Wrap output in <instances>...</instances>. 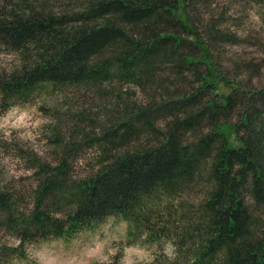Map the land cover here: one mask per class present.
<instances>
[{
	"label": "trees",
	"instance_id": "1",
	"mask_svg": "<svg viewBox=\"0 0 264 264\" xmlns=\"http://www.w3.org/2000/svg\"><path fill=\"white\" fill-rule=\"evenodd\" d=\"M193 1L205 0H183V22L175 0H0V46L17 56L0 70L1 111L66 86L101 94L157 78L180 83L186 70L195 83L144 102L116 98L97 129L78 123L53 135L54 161L28 157L31 203L22 208L0 187V227L17 239L0 246V264L8 253L24 259L26 244L69 239L108 217L127 223L130 244H170L173 256L161 264H264V85L217 92L224 81L210 47L225 33L211 21L204 41ZM226 126L239 146H229ZM93 146L97 167L73 175L72 160ZM195 186L201 198L184 201Z\"/></svg>",
	"mask_w": 264,
	"mask_h": 264
},
{
	"label": "rangeland",
	"instance_id": "2",
	"mask_svg": "<svg viewBox=\"0 0 264 264\" xmlns=\"http://www.w3.org/2000/svg\"><path fill=\"white\" fill-rule=\"evenodd\" d=\"M175 16L185 22L183 0H175ZM189 15L204 41H208L206 24L213 21L217 30L225 33L224 38L211 42L210 56L214 66L226 83L217 85L218 93H227L231 87L253 88L264 85V0H205L193 1ZM174 29V28H172ZM171 29V30H172ZM178 34L191 37L183 29ZM191 43V42H190ZM190 46V47H189ZM187 52L198 56L191 44ZM17 56L0 46V70L17 65ZM204 70L203 64L197 65ZM185 80L158 85L143 84L139 87L130 83L103 89L101 94L85 87L66 86L59 90H44L31 102L15 104L5 111L0 110V187L13 192L20 206L31 203V189L34 185L31 161L37 155L40 160L52 162L58 156V148L51 141L53 135L62 132L68 135L72 127L87 126L97 129L108 105L116 98L146 101L152 94L164 90L174 95L190 85H195L189 71L183 73ZM173 80V81H176ZM161 86V87H160ZM156 89V90H155ZM83 112V115H81ZM80 114V115H79ZM235 122L236 116L231 118ZM229 146L237 147L239 140L231 127H223ZM65 141V140H64ZM74 140H71V142ZM145 143V141L143 142ZM124 150V149H120ZM29 157V158H28ZM99 150L89 147L80 150L71 163L73 175L83 176L97 167ZM202 187L195 186L185 193L184 201L196 202L201 198ZM127 223L119 218L108 217L92 230H82L69 239L51 238L24 246L26 257L7 255L6 264H161L173 256V249L167 242L132 243L126 236ZM142 239V236L139 238ZM17 239L0 227V246H15ZM2 257V256H1ZM0 257V258H1Z\"/></svg>",
	"mask_w": 264,
	"mask_h": 264
}]
</instances>
